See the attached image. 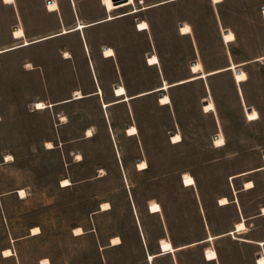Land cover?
I'll list each match as a JSON object with an SVG mask.
<instances>
[{
    "label": "rangeland",
    "instance_id": "rangeland-1",
    "mask_svg": "<svg viewBox=\"0 0 264 264\" xmlns=\"http://www.w3.org/2000/svg\"><path fill=\"white\" fill-rule=\"evenodd\" d=\"M263 206L264 0H0V264H264Z\"/></svg>",
    "mask_w": 264,
    "mask_h": 264
},
{
    "label": "bare ground",
    "instance_id": "bare-ground-1",
    "mask_svg": "<svg viewBox=\"0 0 264 264\" xmlns=\"http://www.w3.org/2000/svg\"><path fill=\"white\" fill-rule=\"evenodd\" d=\"M102 1H103V4L105 5V7H106V9L108 11H112V10H115V9H118V8H121V7H125V6H129V5H132L134 3V0H126V1H123V2L118 3V4H115L113 0H102ZM135 9L136 8H134L133 10H135ZM111 17H112L111 15L108 16V18H111ZM84 25H85V23L79 22L76 25L75 28L79 29V28H82ZM66 31H67V29L64 30L63 32H66ZM25 44H27V43H25ZM22 45H24V44H22ZM14 47H17V46H14ZM109 52H110V50H106L107 54H109ZM26 65H28V68H31V66H32L30 63H27ZM82 95L83 94L79 90H76L74 92L73 96L76 98V97H80ZM46 106H48V105H46V103L44 101H42V100H38L34 104L35 109H41V108H44ZM64 117L65 116H63V118ZM87 135H91L90 129H87ZM47 144H48L49 147L52 146L50 141H48ZM69 183H70V180L68 178L62 179V184L65 185V184H69ZM247 183H249V182H247ZM18 194L20 195V197H23L25 195L24 188H19ZM221 200H222L221 203H226L228 201L226 197H222ZM105 204H107V203H103L102 204V208L105 206ZM263 211H264V206H263ZM236 227H237V229L243 228L244 227V222L243 221H238L236 223ZM32 230H33V233H37L39 231V227L35 226V227L32 228ZM75 231L78 232V233L82 232L81 227L75 228ZM113 240L119 241L120 239H119L118 236H115V237H113ZM4 254L5 255L11 254V250L10 249H6L4 251Z\"/></svg>",
    "mask_w": 264,
    "mask_h": 264
},
{
    "label": "water",
    "instance_id": "water-1",
    "mask_svg": "<svg viewBox=\"0 0 264 264\" xmlns=\"http://www.w3.org/2000/svg\"><path fill=\"white\" fill-rule=\"evenodd\" d=\"M50 1H51V0H47V3L50 2ZM113 1H114L115 4H118V3H121V2L126 1V0H113ZM161 3H162V2H161ZM158 4H159V3H158ZM153 5H156V4H153ZM153 5H150V6H153ZM97 22H99V21H97ZM97 22H92V23H90V24H88V25H92V24H95V23H97ZM14 27H16V26H14ZM73 30H76V28H74V27H72V28H68L66 32L73 31ZM66 32H63V31H62V32H60V33H58V34L66 33ZM56 35H57V34H56ZM51 36H53V35H51ZM51 36H47V37H44V38H41V39L49 38V37H51ZM41 39L31 40L29 43H33V42L39 41V40H41ZM12 48H15V47H11V48H8V49H4L3 51H5V50H9V49H12ZM116 86H117V84H116ZM159 89H162V88L154 89V90L148 91V92H146V93L154 92V91H158ZM93 94H100V93L98 92V87H97V89H96L95 91H92V92H90V93H87L86 96L93 95ZM162 95H163V92H161V91L158 92V97H160V96H162ZM72 99H73V98L65 99L64 102L70 101V100H72Z\"/></svg>",
    "mask_w": 264,
    "mask_h": 264
},
{
    "label": "trees",
    "instance_id": "trees-1",
    "mask_svg": "<svg viewBox=\"0 0 264 264\" xmlns=\"http://www.w3.org/2000/svg\"><path fill=\"white\" fill-rule=\"evenodd\" d=\"M147 168H149V166H147ZM112 206H110V208H111Z\"/></svg>",
    "mask_w": 264,
    "mask_h": 264
}]
</instances>
